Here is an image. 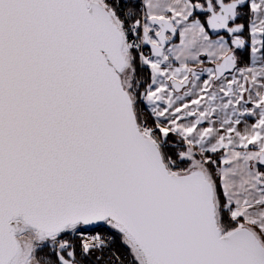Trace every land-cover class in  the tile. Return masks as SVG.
<instances>
[{
    "label": "snow or ice",
    "instance_id": "snow-or-ice-1",
    "mask_svg": "<svg viewBox=\"0 0 264 264\" xmlns=\"http://www.w3.org/2000/svg\"><path fill=\"white\" fill-rule=\"evenodd\" d=\"M0 264H264V0H0Z\"/></svg>",
    "mask_w": 264,
    "mask_h": 264
}]
</instances>
